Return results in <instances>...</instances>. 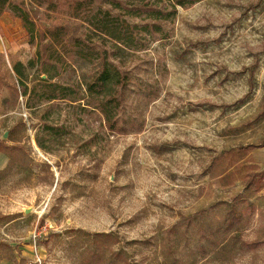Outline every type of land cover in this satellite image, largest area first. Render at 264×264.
Segmentation results:
<instances>
[{"label": "rangeland", "instance_id": "1", "mask_svg": "<svg viewBox=\"0 0 264 264\" xmlns=\"http://www.w3.org/2000/svg\"><path fill=\"white\" fill-rule=\"evenodd\" d=\"M35 18L92 47L88 62L62 63L58 79L82 91V75L111 48L62 13ZM164 29L168 39L116 61L150 95L127 96L121 115L144 124L121 135L87 101L29 102L19 81L34 87L40 64L26 78L14 66L38 61L37 41L20 19L0 17V54L16 53L11 67L0 55V142L17 148L16 166L0 167V264H264V190L246 186L264 171V0H203ZM219 202L254 206L238 236L258 249L235 239L198 249L210 242L202 212Z\"/></svg>", "mask_w": 264, "mask_h": 264}, {"label": "trees", "instance_id": "2", "mask_svg": "<svg viewBox=\"0 0 264 264\" xmlns=\"http://www.w3.org/2000/svg\"><path fill=\"white\" fill-rule=\"evenodd\" d=\"M200 1L203 0H0V17L8 13L13 18L20 19L30 42L34 44L37 41L38 44V61H30L27 67L20 62L14 66L18 76L26 78V69L40 64L37 68L39 78L34 87L30 89L26 83L19 81L22 95L28 96L29 102L34 97L42 102L87 101L90 104L88 106L102 115L111 132L121 135L140 132L143 130V121L133 116L123 117L121 113L130 93H137L138 98H150V95L144 88L138 87L135 90L131 72L127 68H120L116 61L126 50H145L153 41L168 39V33L164 29L167 20L176 17L179 8H187ZM41 8L47 12L62 13L73 21L93 27L103 39L102 47L111 48L110 53L105 51L98 56L92 76L82 75V91L81 84L71 86L60 83L58 79L62 74V63L88 62L89 49L92 47L83 38L73 36L70 28L64 24L41 31L35 18ZM99 45L96 48H100ZM46 129L58 132L50 125ZM37 143L44 148L39 140ZM16 149L0 142V152L3 151L9 158L6 170L16 166L13 160ZM246 186L256 192L264 190V171L250 175ZM242 204L244 203L219 202L202 212L211 216L200 229L203 235L205 232L209 233L207 237L210 240L207 246L198 248L203 255L208 252L204 248H209V244H233L234 239V246L239 244L240 248L247 250L259 248L260 242H248L238 236L241 230L249 226L250 214L254 208L252 204L243 208ZM219 205L224 206V212L220 218H214Z\"/></svg>", "mask_w": 264, "mask_h": 264}, {"label": "crops", "instance_id": "3", "mask_svg": "<svg viewBox=\"0 0 264 264\" xmlns=\"http://www.w3.org/2000/svg\"><path fill=\"white\" fill-rule=\"evenodd\" d=\"M5 51H6L5 43L3 41H0V52L2 53V52H5ZM15 54H0V55L3 56V57H5V58L7 57V60L9 62V66L11 67L10 60L9 59L10 58L14 59L15 56H16ZM8 163H9L8 156L3 151L0 152V167H3L4 165H7ZM7 167H6V169H7ZM6 169H5V171H6ZM1 264H13V263L10 262L9 260H6V261L2 262Z\"/></svg>", "mask_w": 264, "mask_h": 264}]
</instances>
